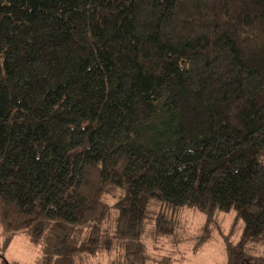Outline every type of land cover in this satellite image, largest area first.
Here are the masks:
<instances>
[{
	"label": "trees",
	"instance_id": "1",
	"mask_svg": "<svg viewBox=\"0 0 264 264\" xmlns=\"http://www.w3.org/2000/svg\"><path fill=\"white\" fill-rule=\"evenodd\" d=\"M183 208L264 264V0H0V259L171 264Z\"/></svg>",
	"mask_w": 264,
	"mask_h": 264
},
{
	"label": "rangeland",
	"instance_id": "2",
	"mask_svg": "<svg viewBox=\"0 0 264 264\" xmlns=\"http://www.w3.org/2000/svg\"><path fill=\"white\" fill-rule=\"evenodd\" d=\"M176 218V244L173 245L171 239H151L148 244L145 243L148 255L156 261L168 258L173 262L171 264H226L222 235H228L236 243L243 229V222L236 220L234 211L219 214L210 239L202 246L198 244V237L205 223L204 215L194 209L183 208L176 214ZM37 257L38 248L30 244L24 235H19L5 253L7 263L0 259V264H33ZM90 262L111 264V260L102 255Z\"/></svg>",
	"mask_w": 264,
	"mask_h": 264
}]
</instances>
